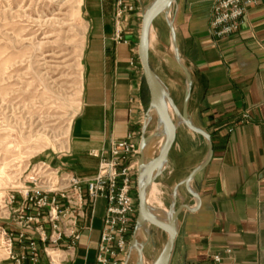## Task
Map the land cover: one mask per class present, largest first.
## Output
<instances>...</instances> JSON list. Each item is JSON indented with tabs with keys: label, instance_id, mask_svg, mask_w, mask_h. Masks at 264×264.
<instances>
[{
	"label": "crops",
	"instance_id": "obj_1",
	"mask_svg": "<svg viewBox=\"0 0 264 264\" xmlns=\"http://www.w3.org/2000/svg\"><path fill=\"white\" fill-rule=\"evenodd\" d=\"M154 1L132 0L134 11L117 42L116 0H82L87 26L82 104L65 152L45 159L53 167L93 178L99 167L94 154L107 155L112 141L143 129L150 96L138 48L142 14ZM215 1L174 0L153 21L151 68L190 127L178 128L152 185L153 199L147 196L165 214L180 212L169 264H264V5L248 12L239 33L216 40L210 34ZM210 143L211 160L188 183L208 159ZM104 210L105 202L98 201L94 229L84 232L75 264H95L101 231L95 225ZM136 228L142 264H154L168 235L148 223L140 240ZM129 250L127 264H140L132 241ZM225 250L232 251L231 258ZM41 261L49 264L43 255Z\"/></svg>",
	"mask_w": 264,
	"mask_h": 264
},
{
	"label": "built area",
	"instance_id": "obj_2",
	"mask_svg": "<svg viewBox=\"0 0 264 264\" xmlns=\"http://www.w3.org/2000/svg\"><path fill=\"white\" fill-rule=\"evenodd\" d=\"M264 0H216L210 34L216 40L242 30L248 12ZM134 11L132 0H116L115 41H123V25ZM143 129L112 141L99 159L96 176L80 178L62 168L41 163L28 173L20 187L9 192L0 212V250L12 264H75L84 232L94 229L98 201L105 202L95 264H127L137 220L134 185L140 159V145L147 136ZM138 204V203H137ZM225 255L232 256L231 250ZM216 255L214 261L221 263Z\"/></svg>",
	"mask_w": 264,
	"mask_h": 264
},
{
	"label": "rangeland",
	"instance_id": "obj_3",
	"mask_svg": "<svg viewBox=\"0 0 264 264\" xmlns=\"http://www.w3.org/2000/svg\"><path fill=\"white\" fill-rule=\"evenodd\" d=\"M81 6L82 0H0V212L32 168L66 150L82 104L87 26ZM149 117L151 137L158 117L152 111ZM134 193L138 206L137 180Z\"/></svg>",
	"mask_w": 264,
	"mask_h": 264
},
{
	"label": "water",
	"instance_id": "obj_4",
	"mask_svg": "<svg viewBox=\"0 0 264 264\" xmlns=\"http://www.w3.org/2000/svg\"><path fill=\"white\" fill-rule=\"evenodd\" d=\"M173 2L174 0H158V1H154L150 7L144 9V12L142 14L141 35H140L139 48H138V55H139L140 63L142 65L146 87L148 89L149 96H150V110L147 114L148 117H146L147 125L150 120L149 119L150 112L152 111V107L154 106L159 116L165 122V126L169 129V136L166 139L162 150L156 156V158L152 159L151 163L146 168H145V157H144L145 146L148 141H150L153 137L159 134V131L157 132V134H153L151 137L146 136L143 138L141 145H140V159H139L138 170H137L138 217L136 220V226H138L140 220L145 219L150 224V226L156 227L168 235L167 244L160 258L154 264H169L170 263L175 239L178 234V217L180 213L178 210V211L172 212V214H166V216L169 219V223H164L154 218L151 215L148 209L147 203L143 196V193L156 182V178L160 174L159 173L156 175V171L158 167H160V165H162L164 162L166 164L170 151L174 145L175 138H176V132L178 130L177 122H174V119L170 115V112L164 106L160 91L163 90L165 93L166 91L164 87L161 85L156 75L154 74L151 68L150 59H149V33H150V30L152 29L153 21L163 11H166V10L169 11V8ZM162 9H166V10L162 11ZM182 69L188 75L187 69L183 65H182ZM166 95L168 99L170 100V104L172 106V109L174 110V113L176 114L177 119L180 120L182 125H188L186 114L185 113L180 114L178 110L176 109L174 102L169 98L167 93ZM194 131L201 133L197 130H194ZM201 134L209 138V136H207L206 134L204 133H201ZM212 155H213V146L210 143L208 159L199 169L195 170L189 176L188 183H190V181L193 178H195L197 174L200 173L207 166V164L212 158ZM144 177L146 178L145 182H143ZM137 244L138 242L136 240V237H133L132 248H134ZM138 256H139V263L142 264L141 246L138 249Z\"/></svg>",
	"mask_w": 264,
	"mask_h": 264
},
{
	"label": "bare ground",
	"instance_id": "obj_5",
	"mask_svg": "<svg viewBox=\"0 0 264 264\" xmlns=\"http://www.w3.org/2000/svg\"><path fill=\"white\" fill-rule=\"evenodd\" d=\"M155 1H158V0H155ZM150 36H151V30H150V33H149V42H150ZM160 92H161L162 101L164 103V106L167 108V110L169 112H172V111L174 112V110L172 109V106L170 104V100L168 99L166 93L163 90H161ZM152 114L156 115L158 117V120L156 122V130H155L154 134H157L158 131H159V134L157 136L153 137L150 141H148L146 146H145V149H144L145 168L152 161V158H151L152 153H154L155 151H158V154H159L160 151L162 150L163 146H164V143H165L166 139L169 136V129L165 126V122L159 116V114H158V112H157V110H156V108L154 106L152 107ZM176 122H177V127L178 128L182 126V123L180 122V120H177ZM164 166H165V162L162 165H160V167H158V169L156 171V175L164 168ZM145 180H146V178L144 177L143 178V182H145ZM151 188H152V186L143 193L144 199H145V201L147 203V206H148V209H149L151 215L154 218H156V219H158V220H160V221H162L164 223H169V219L166 216V214L162 210L157 209L156 207H154L150 203L147 194L150 192ZM149 227H150V224H149ZM147 228H148V222L145 219L140 220L139 224L137 226V235H136L138 239L141 240L144 237ZM148 231H149V228H148ZM145 238L143 240H145ZM139 248H140V245L137 244L134 247V251L138 252Z\"/></svg>",
	"mask_w": 264,
	"mask_h": 264
}]
</instances>
